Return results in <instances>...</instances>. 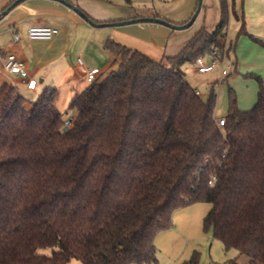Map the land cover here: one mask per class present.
<instances>
[{
  "label": "trees",
  "instance_id": "1",
  "mask_svg": "<svg viewBox=\"0 0 264 264\" xmlns=\"http://www.w3.org/2000/svg\"><path fill=\"white\" fill-rule=\"evenodd\" d=\"M221 4L216 30L176 56L156 61L109 40L119 67L74 99L69 131L57 89L27 107L16 87L1 88L0 264H155L157 235L199 203L227 251L264 264V80L249 111L229 91L220 128L217 94L203 100L183 70L229 57ZM199 262L194 252L181 264Z\"/></svg>",
  "mask_w": 264,
  "mask_h": 264
},
{
  "label": "crops",
  "instance_id": "2",
  "mask_svg": "<svg viewBox=\"0 0 264 264\" xmlns=\"http://www.w3.org/2000/svg\"><path fill=\"white\" fill-rule=\"evenodd\" d=\"M14 1L0 0V14ZM67 1L79 7L97 23L139 18L132 12L117 15L114 7L107 0ZM226 2L228 27L224 43L226 48L231 46L232 50L229 57L216 68L221 67L222 78L228 79L232 75L243 74L257 82L255 93H249L247 103L242 102L244 105H250L254 94H256V102L258 99L259 84L256 77L264 80V0H226ZM197 6L198 0H193L191 5L181 11L179 17L169 22L178 25L187 23ZM222 15L221 0H203L197 19L187 29L175 30L156 23L94 27L58 0H25L0 20V90L5 85L16 87L18 94L25 98L27 107H31L46 89H57L59 91L57 108L62 113H66L74 99L92 84L88 80V71L100 70L98 77L100 79L119 67L117 57L106 48L109 40L160 61L165 57L178 55L200 30L214 32ZM34 25L57 28L59 34L51 40H30L28 28ZM243 26L245 33L240 35ZM108 27H112V30ZM16 33L19 35L18 41H14ZM234 37H236L235 42L232 39ZM11 53L26 62L29 74L27 78L4 70L5 59ZM79 58L82 59V65L78 62ZM203 60L211 61L210 58ZM184 69L188 71L186 67H183ZM195 71L200 75L209 73H199L198 69ZM224 71L226 74L223 73ZM234 79L230 81L233 82ZM29 80L37 82L34 89L29 87ZM197 92L200 94L198 90ZM239 106L241 105L238 94ZM73 112L76 116L77 112ZM215 116L217 120L223 118L218 117L216 111ZM203 204L207 203L196 205ZM207 205L211 208L210 204ZM173 227L161 233L163 236L161 243L164 246L167 244L169 249H174L180 237L178 232H171ZM158 243L155 240L157 249ZM178 249L174 251L179 253ZM175 264H181V259Z\"/></svg>",
  "mask_w": 264,
  "mask_h": 264
},
{
  "label": "rangeland",
  "instance_id": "3",
  "mask_svg": "<svg viewBox=\"0 0 264 264\" xmlns=\"http://www.w3.org/2000/svg\"><path fill=\"white\" fill-rule=\"evenodd\" d=\"M114 7L115 12L119 14H126L128 12L135 13L134 16L139 18H153L158 17L167 21H174L181 15V11L191 5L193 0H107ZM195 1V0H194ZM118 17V16H117ZM125 21V20H122ZM121 22V20H113L111 23ZM112 30V27H108ZM233 37V36H232ZM233 42L236 37L232 38ZM207 63V61H204ZM221 65V64H220ZM198 64L188 63L184 65L188 69L185 70L186 78L192 87L200 92L203 100L207 101L212 91L217 94V110L218 117H226L229 108V91L232 89L237 96L240 97L239 108L241 110H251L256 104V94L253 96V101L250 105H244L242 102L247 103L249 93H255L257 82L250 77L243 74L232 75L228 79L221 77V67L205 75L196 73ZM225 76V75H224ZM235 78L233 82L230 80ZM257 93V90H256ZM253 95V94H252ZM249 109V110H248ZM73 111L65 114L67 119ZM75 116V114H74ZM210 206L191 205L181 208L174 212L173 223L174 227L171 232H178L180 237L179 241L175 243L174 249L179 248L175 252L174 249H169L167 244L162 245L163 232H160L156 241L159 243L157 249V263L155 264H175L181 259L182 261L189 260L194 252L200 254L199 264H251L249 255L240 254L237 250H226L223 243L214 238L213 230H206L204 227V218L206 217ZM171 230V229H169ZM167 243V242H165ZM156 245V244H155ZM51 248L40 249L39 252L50 255ZM177 255V256H176ZM176 257V258H175ZM69 264H83L81 261L72 259Z\"/></svg>",
  "mask_w": 264,
  "mask_h": 264
},
{
  "label": "built area",
  "instance_id": "4",
  "mask_svg": "<svg viewBox=\"0 0 264 264\" xmlns=\"http://www.w3.org/2000/svg\"><path fill=\"white\" fill-rule=\"evenodd\" d=\"M27 33H28V38L30 40H51L59 34V30L57 28L50 27V26L34 25L28 28ZM18 39H19V35L16 33L14 35V41H18ZM214 55H217V52H214ZM78 62L80 65L83 64L82 59L80 58ZM220 63L221 61L218 58H215L207 63L204 62L203 59H200L198 61V65H199L198 72L199 73L211 72ZM3 66H4V70L10 74L17 75L23 78H27L29 76L26 62L23 59L19 58L14 53L7 55ZM100 73L101 72L98 69L88 71L87 73L88 80L91 83H94L95 81L99 79L98 77ZM223 73L226 74V71H224ZM36 83L37 82L35 80H29L28 85L31 89H34L36 87ZM74 119L75 117L73 114H71L67 119H65L64 126H63L64 131H69L72 128ZM217 124L220 128H223L225 126V119L221 118L217 120ZM225 154L226 152L224 153L223 157H225Z\"/></svg>",
  "mask_w": 264,
  "mask_h": 264
},
{
  "label": "water",
  "instance_id": "5",
  "mask_svg": "<svg viewBox=\"0 0 264 264\" xmlns=\"http://www.w3.org/2000/svg\"><path fill=\"white\" fill-rule=\"evenodd\" d=\"M25 0H15L12 4H10L1 14H0V20L1 18L5 17L8 15L15 7H17L19 4L24 2ZM68 7H70L72 10H74L77 14H79L84 20H86L90 25L94 27H105V26H124V25H131V24H137V23H156V24H161L164 26H167L169 28L175 29V30H182V29H187L193 25L195 20L197 19L201 7H202V2L203 0H198V6L193 14L192 18L185 24L178 25V24H173L165 19L158 18V17H153V18H135L131 20H125L121 22H116V23H97L94 20H92L85 12H83L79 7L75 6L71 2H68L67 0H58Z\"/></svg>",
  "mask_w": 264,
  "mask_h": 264
}]
</instances>
